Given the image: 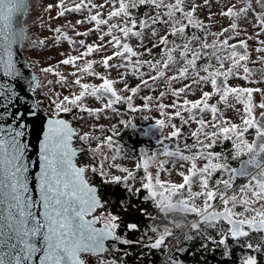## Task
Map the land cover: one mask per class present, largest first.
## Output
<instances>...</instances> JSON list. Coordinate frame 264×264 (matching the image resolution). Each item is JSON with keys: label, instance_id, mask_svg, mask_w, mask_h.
Returning a JSON list of instances; mask_svg holds the SVG:
<instances>
[{"label": "snow or ice", "instance_id": "1", "mask_svg": "<svg viewBox=\"0 0 264 264\" xmlns=\"http://www.w3.org/2000/svg\"><path fill=\"white\" fill-rule=\"evenodd\" d=\"M242 7L236 5L222 11L221 15L230 18L231 23L220 32H211L210 25L198 18L197 11L202 7L211 8L209 0H203V5L197 4L196 0H104V4L110 5L106 17L100 9L104 4L97 5L94 0H79L70 5L65 0H60L57 7L60 11L58 16L67 12H87L83 20H77L76 25L91 23L94 28L87 31H77L76 25H69L75 31L76 36L87 37L93 30L98 32L100 44L86 43L85 39L75 40L61 28H56L54 39L57 44L61 41L67 43L74 49L84 50L79 55H68L61 63L72 65L76 71L71 73L75 76L74 85L79 86L78 94L73 93L70 97L59 95L55 99L50 98L54 110L47 116L42 136L38 138L35 146L36 155L32 156L33 145L28 138L30 130L41 118V111L36 102H29L25 95L18 94L17 90L9 83H0V264H36L34 258L38 257V264H86L82 254L98 255L107 251L105 242L109 239L123 243H132L126 238L117 234L119 228V217L109 212L105 216H92L90 214L102 206L101 198L97 194V188L90 185L86 178L87 166H77L75 159L78 152L84 149L73 147V138L85 145H89L88 152L93 156H105L104 149L112 150L110 159L114 162L120 155L121 149L114 145L111 136H94L89 132L78 134L73 125L64 118L61 113H71L73 109H79L81 113L86 112L88 116L99 118L105 110H110L120 115L118 105H126L131 111H138L133 100L136 94L143 89H153L157 81L162 80L167 85L166 92L176 99L171 105H165L161 99L166 95L165 91L160 92L159 99L150 95L143 96V109L153 106L166 117L165 120H156V125L163 129L170 126L172 131L163 140L157 143L163 144L161 153L145 154L142 164L145 171L143 189H146L148 196L145 199H153L161 195H172L180 192L187 186L188 196L181 201L188 213H194L200 217L199 222L192 224L191 229L199 232L200 223L214 227L220 220L226 221L230 227L226 232H221L219 245L226 249L228 255L226 238L230 235L233 239L250 238L251 233H264V89L259 88H237L229 87L228 79L240 75L242 70L244 79L251 80L254 70L248 66L249 54L246 40L240 39L238 45L230 43L233 37L241 35L239 20L247 18L253 9L252 0H241ZM256 3L264 9V0H256ZM118 5V6H117ZM190 5V6H189ZM21 6V0H0V72L4 77L15 79L22 77L19 68L13 60L12 46L18 42L15 33L9 31L11 19L15 11ZM141 6H147L150 11L140 17L132 10ZM49 10L52 5L48 6ZM212 16L210 14L209 19ZM117 22H112L113 20ZM256 25L260 27V33H264V11L255 16ZM157 25L167 28V33L159 36L152 48L163 46L159 54L160 59L145 60L143 53L135 50L128 42L136 38L141 43L136 47L143 46L146 33H150L155 39L159 35ZM106 29V30H105ZM191 29V34L186 32ZM197 33H202L198 35ZM257 33V36L260 34ZM111 39L105 42L104 37ZM208 36H212L211 42ZM173 37L174 39H169ZM220 37H224L220 39ZM256 37H248L254 39ZM177 40L181 41L177 43ZM43 47L45 40L33 42ZM264 45V41H260ZM112 46L115 50L111 56H105L100 61L86 59L93 53L104 51L105 46ZM152 48L144 47V52L152 55ZM240 49H243L241 51ZM264 51V47L257 49ZM179 57V60L177 59ZM121 62L112 64L113 58ZM205 59L207 63L198 65V61ZM215 60L214 66L212 61ZM264 64V57L260 58ZM182 61V66L174 76H166L171 66ZM79 62V63H78ZM227 62V67L225 63ZM100 63L106 70L116 68L123 69L119 80H112L106 74L96 72L94 64ZM147 66L148 73L142 71ZM46 73H54L58 79L57 84L67 83L66 78L59 72H54V67L49 66L42 69ZM155 73L152 75L151 73ZM204 72L206 75H201ZM264 78V68L260 69ZM138 77L140 83L136 86H129L126 77ZM84 76H96L102 80L99 85L82 83ZM147 76V79H145ZM191 78L193 85L211 84L213 92L203 91L200 99L188 100L187 94L191 91V85L174 88L173 81ZM51 84L52 81H49ZM116 83H123L121 91L129 92L125 96L114 87ZM41 87L35 75L29 82V89L35 91ZM259 92L262 96L261 103H253V93ZM219 94L217 103H209L210 97ZM49 96V93H44ZM86 96L95 97L103 102L101 108H89L83 103ZM229 96L244 105L242 124L237 125L224 118L223 111L219 104L223 102L228 105ZM182 99V103L181 98ZM172 108V113L166 112ZM261 111L257 116L256 109ZM184 113H187L185 116ZM205 113H211V120L204 119ZM179 118L181 125L195 122L196 129L191 131L192 144L180 141L184 139L181 127L172 123L173 118ZM76 117H74L75 119ZM121 124L130 123L124 120ZM212 129V130H207ZM249 129L254 130V138H245ZM112 132L116 133L115 126ZM176 139V147L171 149L165 140ZM98 141L96 147H91V142ZM225 140H231L233 147V158L247 156L241 160L239 168H233L228 163L223 151L217 152L214 146L222 144ZM187 153V154H185ZM162 155L163 160H158ZM176 161L190 163L187 174L183 172V183L167 186V190L158 191V188H165L159 179L157 172L155 184L152 182L151 173L148 172L149 165L157 163L159 169ZM206 161L203 167H199L197 161ZM109 167L119 169L125 173L123 176L111 175L101 161L99 168L92 167L93 173H99L108 184H123L128 192L131 186L130 179L135 175L127 168L112 163ZM139 168L140 165H137ZM219 171L227 178L216 180L215 189L210 187V180L215 172ZM243 177L247 183L240 185L239 193L234 190V181ZM199 183L200 191H192V186ZM34 185V187H33ZM222 186V190H221ZM232 190V194L228 192ZM137 192L140 190L137 189ZM35 192V195L33 194ZM205 197L203 208L197 207L193 201L197 197ZM215 197H219L223 204V210H216L210 203ZM123 203V202H122ZM237 205L243 207V212H237ZM102 227H96L97 221ZM128 231L138 230L136 223H129ZM247 229V230H246ZM158 231V229H153ZM170 233L160 234L148 247L158 249L164 243L165 237ZM186 239H192L186 236ZM139 241H137L138 243ZM215 242V241H214ZM248 249L261 252L264 248V238L255 246L246 243ZM98 264H116L115 261L105 262L99 260ZM176 264V262H173ZM241 264H257L255 255H247Z\"/></svg>", "mask_w": 264, "mask_h": 264}, {"label": "flooded vegetation", "instance_id": "2", "mask_svg": "<svg viewBox=\"0 0 264 264\" xmlns=\"http://www.w3.org/2000/svg\"><path fill=\"white\" fill-rule=\"evenodd\" d=\"M134 14L143 17L145 13L150 11L147 6H141L138 9L132 10ZM163 25H157V28H161ZM228 27V26H227ZM226 27V28H227ZM168 30H164L162 34H159L152 42L147 43L146 38L143 41V46L136 47L141 42L136 38H132L128 41L135 50L143 53L142 58L145 60L149 59H160V53L163 50V46H159L156 48H152L153 43L159 39V36H163L167 33ZM191 29H186L188 34H191ZM198 35H202V33H197ZM224 37H220L223 39ZM169 39H174L173 37H169ZM242 38H235L230 41V43H234L238 45V41ZM211 42L210 39H208ZM108 40H105V42ZM100 44L99 41H86V43ZM181 41L177 40V43ZM247 42V41H246ZM248 44V42H247ZM144 47L152 48V55L149 56L146 52H144ZM239 47V45H238ZM84 49L80 48L79 51L74 49L72 46L68 45L66 50H64L62 54L61 60L63 61L67 58L68 55H79ZM115 49L112 46H105L104 51L99 53H93L89 55L86 59H90L93 61H100L105 56H111ZM243 51V49H240ZM250 46L248 45V54H249V62L248 66L254 70L253 78L251 80L244 79L243 72L241 70L240 75L232 76L228 79L227 83L229 87H237V88H259L264 89V78H262V74L260 72L261 68H264V64L261 63V60H251L250 58ZM179 60V57L177 56ZM121 61L118 58H113L110 63L118 64ZM79 63V62H78ZM182 61L180 63L173 65L170 67L166 76H174L177 74V70L180 66H182ZM207 63V60L202 59L198 61V65H202ZM214 66L216 65L215 60L212 61ZM225 67H227V62L225 63ZM94 69L96 72L101 74H106L109 79L112 80H119L120 74L124 71L123 69H116L112 68L106 70L102 64L96 63L94 64ZM76 70H73L75 72ZM142 71L145 73L149 72L147 66H145ZM68 71L64 75H67ZM154 75L155 73H151ZM201 75H206V73L201 72ZM73 76V75H72ZM89 78V81H85ZM76 79L73 76V82L70 84L69 89L72 92L78 94L80 91L79 86L74 85V80ZM147 79V76H145ZM127 83L129 86H136L140 83L138 77L131 76L129 74L126 77ZM82 83L99 85L102 83V80L96 76H84L82 79ZM191 85V91L187 94V99L190 101H195L200 99L202 96L203 91H207L212 93L213 89L211 84H203V85H193L191 78H187L184 80H176L173 81V87L179 88L183 87L184 85ZM114 87L120 92L121 95H129V92L121 91L124 88L123 83H116ZM167 85L163 83L162 80L157 81V86L153 89H143L135 95L133 103L137 108L138 111H131L127 108L126 105H118L120 115H116L112 113L110 110H105L103 113L100 114L99 118L95 116H89L91 118V127H90V134L94 136H99L102 139L107 136H111L114 141V145L119 146L121 149L120 155L118 158H127L133 161V166L131 171L135 175V179L139 180L138 184H135L132 189V193L135 196L140 198L141 203L143 204L144 208L142 209L144 212L143 218L144 223L140 226V244L146 251L152 252L153 256L157 257L156 264H241V261L247 255H255L258 261L259 252H255L253 249H248L245 247L246 243H252L254 246L257 244L258 237L264 233H251L250 238H240L239 240L233 239L230 235L226 238V243L229 246L227 248L228 255H225V247L223 245H219L218 241L221 238V232H226L230 225L224 221L220 220L216 222L214 227H209L200 223V231L197 232L191 229V226L195 222L200 221V217H198L194 213H188L184 211V208H179L181 206V201L188 196L187 186L180 190V192L176 193L174 196L172 195H161L157 197V202L153 199H145L148 196V192L146 189H143V183L147 182V180L143 179L145 177V171L143 168L142 160L145 154L152 155L153 153H161L163 150V144L157 143L158 140H163L165 136L172 131L170 126H166L163 129L159 128L156 125V120H165L166 117L161 114V112L155 107V101H153V106L149 109H143L141 106L143 104V96H153L159 99V94L162 91L166 92ZM90 97L92 102V107L89 108H101L103 106V102L98 101L95 97L86 96L83 98V103L85 104L86 98ZM219 94L214 93L209 100V103H217L219 101ZM176 98L173 97L170 93L166 92V95L161 99V102L165 105H171ZM181 98V103H182ZM262 101V96L259 92L253 93V103L259 104ZM228 105L225 106L223 102L219 104V108L224 113V118L232 123H236L237 125L242 124V116H243V109L244 105L238 101H236L233 97L229 96ZM174 110L172 108H167L166 112L172 113ZM261 109L257 108L255 114L258 116ZM187 116V113H184ZM63 115L71 116L75 115L76 119H72L73 124L75 120H79L83 117H88L86 112L81 113L79 109H73L71 113H63ZM63 118H65L63 116ZM69 118V119H70ZM211 113H205L204 119L206 121L211 120ZM68 119V120H69ZM124 120L130 123L121 124L120 121ZM71 121V120H70ZM172 123L176 124L177 126L181 127V131L183 133L184 139L180 141L181 146L184 143L192 144L193 139L191 138V131L195 130L197 125L195 122H192L187 125H181L179 118H173ZM115 126L116 133L112 132V127ZM212 130V129H207ZM245 138L251 140L254 138V130L249 129V132L245 134ZM78 141V143H77ZM94 143L91 147H96L98 141L93 140ZM74 143H77L78 148L84 149L83 152L80 153L79 156H83L84 154H89L88 147L89 145H85L83 142H80L77 137H75ZM164 143H168L171 149L176 147V139L172 138L171 141L165 140ZM214 150L217 152L223 151L224 156L227 158L228 163L231 167L237 168L240 165L241 160H246L247 156H241L238 158H233V147L231 140H225L222 144H217L214 146ZM105 156L109 157V159L105 160L104 157L96 156L95 158L98 159V163L96 165L97 168L101 166V161H104V165L112 161L110 159L112 155V150L105 148L104 149ZM187 154V153H185ZM165 157L160 155L158 160H163ZM206 161L200 160L197 161L199 167H203ZM137 165H140L138 168ZM190 167V163L186 161H176L175 164L172 163L171 159H169V163L164 166V169L161 170L158 167L157 163H152L149 165L148 172L151 173L152 182L155 184V179L157 172L159 171V179L165 188H158V191H165L167 190V186L172 184H181L183 183V177L180 175L183 172L185 175L187 174V169ZM94 175V174H93ZM95 176H99V173H95ZM123 176V175H121ZM91 177V176H90ZM227 178V174H222L217 171L213 174L212 179L210 180V187L215 189L216 187V180ZM247 183V180L243 177H238L236 181H234V190L239 193L240 185ZM113 185V184H112ZM122 185L123 184H116ZM139 189L140 191L137 192L136 190ZM200 186L199 183H195L192 186V191L199 192ZM222 190V186H221ZM232 194V190L228 192V195ZM205 202V197H197L193 203L200 208H203ZM210 203L215 207L216 210L222 211L223 204L220 201L219 197H215ZM237 212H243V207L237 205L236 207ZM186 221V222H185ZM190 221H194L190 224ZM144 225V226H143ZM153 229H158V231H153ZM247 230V229H246ZM170 233L167 237H165L164 243L158 249H152L148 247L151 242H154L156 238L160 234ZM191 236L192 239H186V236ZM259 235V236H258ZM122 238L125 236L119 235ZM258 236V237H257ZM114 241V240H113ZM215 241V242H214ZM171 242V243H170ZM175 244V245H174ZM129 246L133 247L134 244L130 243ZM142 250V249H141ZM112 254L109 255V261H115ZM151 262V261H150ZM239 262V263H238Z\"/></svg>", "mask_w": 264, "mask_h": 264}, {"label": "rangeland", "instance_id": "3", "mask_svg": "<svg viewBox=\"0 0 264 264\" xmlns=\"http://www.w3.org/2000/svg\"><path fill=\"white\" fill-rule=\"evenodd\" d=\"M74 2H79V0H65V4L70 5ZM97 5L104 4V0H94ZM60 3V0H28V7L23 17V25L29 26L25 32L24 41L20 44V50L22 51L24 57L29 63L32 71L37 73V79L41 84V87L33 91V95L38 103V105L44 109L49 115L54 108L48 106L47 98L55 99L57 95L62 99L63 96L68 95L72 96V92L69 89L70 84L73 82V70H76L72 65H64L61 63L62 52L68 47L67 41H61L59 44L55 42V29L61 28L64 33H67L70 37H73L75 40L85 39L86 41H99V33L92 31L87 37L76 36L75 31L69 25H76L77 20H83L87 15V12L74 13L67 12L63 16H58L57 13L60 11V8L57 5ZM197 4L203 5V0H196ZM211 8L202 7L198 9L197 16L199 19L204 21L206 24L210 25L211 32H220L223 28H226L231 23L230 18L221 15L222 11H226L228 7L236 5L237 8L242 7L243 4L241 0H209ZM254 11L250 12L247 18H241L239 20V27L241 35L235 38H242L248 42L250 46V58L251 60H257L261 57H264V51L258 52L257 49L264 47L261 45L260 41H264V33H260V27L256 25L255 16L257 13L264 11L259 4L256 3V0H252ZM52 5V8L49 10L48 6ZM118 6V5H117ZM190 6V5H189ZM144 7V6H143ZM148 8V7H147ZM110 10V5L104 4V7L100 9L102 15L106 17L107 12ZM212 16L211 20L209 16ZM112 22H117L115 19ZM94 28V25L91 23H84L76 25V30L83 32L89 29ZM159 29V34H162L164 30H167L165 26H162ZM106 30V29H105ZM257 33H260L257 36ZM27 34V35H26ZM248 37H256L254 39H248ZM146 42L150 43L154 39L151 37L150 33H146ZM111 39L108 36L104 37V40ZM208 39L212 40V36H208ZM45 40L46 43L43 47H40L33 42ZM53 66L54 72L59 71L65 78L67 83L64 85L57 84L56 81L58 77L54 73H46L42 71L43 68ZM68 71L67 75H64ZM49 81H52L50 84ZM85 81H89L87 78ZM44 93H49V96H45ZM74 93V92H73ZM87 107H92L91 98L87 97L85 101ZM76 117L75 115L71 116V121ZM69 119V120H70ZM76 119V118H75ZM74 126L77 129L78 134H83L84 132H90L91 127V118L88 116L83 117L79 120H75ZM78 138V136H77ZM78 143V141H77ZM77 143L75 146L77 147ZM94 141L91 142L90 146ZM74 145V144H73ZM76 163L79 166H87L86 178L89 179L93 173L90 169L96 167L98 159L89 154H84L76 158ZM115 163L120 165L121 168H127L131 171L133 166V161L127 158H117L114 162L110 161L105 164V169L111 174L116 176L125 175L119 169L114 167H109L110 164ZM138 179H130L128 184L133 187L135 184H138ZM103 205L95 211V214L99 217L105 213ZM193 223L190 221V224ZM261 238H264V234L261 235ZM260 238V240H261ZM108 251V250H107ZM106 251V252H107ZM102 256L105 257L102 258ZM82 259L86 261V264H98L99 260H104L105 262L109 261L108 254H82Z\"/></svg>", "mask_w": 264, "mask_h": 264}, {"label": "trees", "instance_id": "4", "mask_svg": "<svg viewBox=\"0 0 264 264\" xmlns=\"http://www.w3.org/2000/svg\"><path fill=\"white\" fill-rule=\"evenodd\" d=\"M47 102L48 106L54 108V105H51L50 103L49 97L47 98ZM60 115L61 117L64 116L66 119L70 118L69 115H63V113ZM89 181L91 184L98 186V193L103 203L102 210L105 209V213L101 216H105L109 212L117 215L120 218V226L117 229V234H123L126 239L134 244V246L131 247L129 246L130 243L123 244L117 241L109 242V249L106 252V254H108V258L113 251L116 264H156L157 257L153 256L152 252L146 251V254L142 252L145 249L139 243L141 239L140 226L144 223V212L142 210L144 206L141 203L140 198L135 196L132 192H128L124 185H112L105 183L104 177L100 175H92L89 178ZM129 223H136L138 225V230L128 231L126 226ZM260 238L261 235L258 237L257 243L261 241ZM137 241L139 242L137 243ZM102 258L105 259L104 256H102ZM257 264H264V248H262L261 252H259Z\"/></svg>", "mask_w": 264, "mask_h": 264}, {"label": "water", "instance_id": "5", "mask_svg": "<svg viewBox=\"0 0 264 264\" xmlns=\"http://www.w3.org/2000/svg\"><path fill=\"white\" fill-rule=\"evenodd\" d=\"M26 8H27V0H21V6L13 14L11 22H10L11 23V27L9 29V31L12 32V33H15L17 38H18V42L12 46L13 60L16 63V67L20 69V71L22 73V77H17L15 79H12V78H8V77H4L2 72H0V83L7 82V83L11 84L17 90L18 94L25 95V99L26 100H29V98H30V100H29L30 103L31 102H36L37 103V101H36V99H35V97L33 95V91H31L29 89V82L31 81V78H32L33 75H35L37 77V73L32 71V69L29 66L28 61L24 57V55H23V53H22V51L20 50V47H19L20 43H22L24 41L25 30L29 27L27 25H23V23H22V19H23L24 13L26 12ZM39 108H40V111L42 113L41 118H40V120H38L36 122L34 128L30 130L31 134L28 137L31 140L32 145H33V150H32V156L33 157H35V155H36L35 146L37 144L38 138H40L42 136V132L44 130V124L46 123V118L48 116L47 112L44 109H42L40 106H39ZM69 122L73 125L72 121H69ZM73 127H74V125H73ZM74 141H75V137L73 138V144H74ZM76 148H78V147H76ZM78 149H81V148H78ZM80 153L81 152H78L76 158L79 157ZM75 162H76V159H75ZM77 166H79V165L77 164ZM239 167H240V165L237 168H239ZM90 185H92V186L97 188L96 185H93L91 183H90ZM33 187H34V185H33ZM33 194L35 195V192ZM97 194L100 197V195L98 193V188H97ZM179 208H184V211H186V209H185V207L183 205L179 206ZM95 211H94V213L90 214V216L87 217V218L90 219L93 215L96 216V217H99L97 214H95ZM98 222H99V220L97 221V223ZM95 226L98 227V228L102 227V223L100 222L99 226H97V225H95ZM109 241H112V240L109 239L106 242H109ZM106 242H105V247H107L106 246ZM34 259L36 260V264H38V257L34 258Z\"/></svg>", "mask_w": 264, "mask_h": 264}, {"label": "bare ground", "instance_id": "6", "mask_svg": "<svg viewBox=\"0 0 264 264\" xmlns=\"http://www.w3.org/2000/svg\"><path fill=\"white\" fill-rule=\"evenodd\" d=\"M27 7H28V0H27ZM27 9V8H26ZM25 14V13H24ZM24 17V16H23ZM23 20V19H22ZM23 23V22H22ZM28 29V28H27ZM26 29V30H27ZM26 30H25V32H26ZM25 34V33H24ZM27 35V34H26ZM25 37V36H24ZM25 39H27V36L25 37ZM21 44V43H20ZM19 47H20V45H19ZM73 147H75L74 145H73ZM94 185V184H93ZM97 188H98V186H97ZM186 222V221H185ZM113 241V240H112ZM112 241H109V242H112ZM109 242H106V249L108 250L109 249V247H108V243ZM171 243V242H170ZM175 245V244H174ZM239 263V262H238ZM240 264V263H239Z\"/></svg>", "mask_w": 264, "mask_h": 264}, {"label": "built area", "instance_id": "7", "mask_svg": "<svg viewBox=\"0 0 264 264\" xmlns=\"http://www.w3.org/2000/svg\"><path fill=\"white\" fill-rule=\"evenodd\" d=\"M193 222V221H192Z\"/></svg>", "mask_w": 264, "mask_h": 264}]
</instances>
